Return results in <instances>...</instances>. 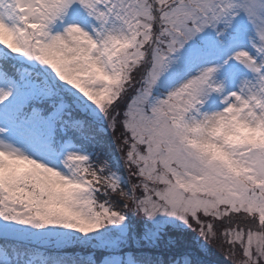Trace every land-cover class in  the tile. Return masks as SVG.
Listing matches in <instances>:
<instances>
[{
  "label": "snow or ice",
  "instance_id": "6c2138e0",
  "mask_svg": "<svg viewBox=\"0 0 264 264\" xmlns=\"http://www.w3.org/2000/svg\"><path fill=\"white\" fill-rule=\"evenodd\" d=\"M264 264V0H0V264Z\"/></svg>",
  "mask_w": 264,
  "mask_h": 264
},
{
  "label": "trees",
  "instance_id": "16d2710c",
  "mask_svg": "<svg viewBox=\"0 0 264 264\" xmlns=\"http://www.w3.org/2000/svg\"><path fill=\"white\" fill-rule=\"evenodd\" d=\"M166 240L167 238H165V241H162V243L159 244L157 247H153V248L152 247H141V248H138L136 251H133L132 253L139 254V255H146L151 258L159 259L161 261V264H169V262L173 258H177V259L179 258L182 249L170 247L166 243ZM76 252L79 253L78 250H76ZM80 255L87 257V253L85 252ZM102 257H103L102 254H97L93 257V259L96 261V264H100ZM202 258L205 264H226L225 258L215 249L206 253Z\"/></svg>",
  "mask_w": 264,
  "mask_h": 264
},
{
  "label": "rangeland",
  "instance_id": "374dc122",
  "mask_svg": "<svg viewBox=\"0 0 264 264\" xmlns=\"http://www.w3.org/2000/svg\"><path fill=\"white\" fill-rule=\"evenodd\" d=\"M162 243V242H161ZM160 243V244H161ZM141 247H157V246H153L151 244H148L147 242L144 241H132L129 244V247L125 250L127 253L129 254H133V251H136L138 248ZM79 251L80 254H83L84 252L87 253V256H91L92 258L97 255V254H102V256H105L106 253L99 251V250H93V249H77Z\"/></svg>",
  "mask_w": 264,
  "mask_h": 264
}]
</instances>
